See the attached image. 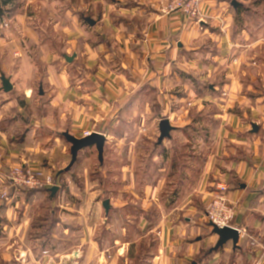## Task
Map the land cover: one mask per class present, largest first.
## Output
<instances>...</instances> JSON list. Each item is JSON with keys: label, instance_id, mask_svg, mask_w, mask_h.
I'll return each instance as SVG.
<instances>
[{"label": "crops", "instance_id": "1", "mask_svg": "<svg viewBox=\"0 0 264 264\" xmlns=\"http://www.w3.org/2000/svg\"><path fill=\"white\" fill-rule=\"evenodd\" d=\"M60 3L66 46L59 57L54 49L37 43L36 31L28 33L38 45L32 47L38 51L35 59L18 51L15 31L8 39L0 36V193L7 168L17 164L42 167L54 179L56 166L57 179L79 175L74 167L65 171L71 144L64 132L78 138L103 133L106 164L113 150L125 146L129 149L123 164L125 178L134 180V143L122 128L134 117L150 115H164L174 127L171 137L156 142L151 150L161 160L155 169L161 188L166 172L175 179L180 171V149L207 146L209 141L197 134L198 116L212 107L217 117L212 130L214 154L202 160L201 182L186 201L166 215L162 209L156 220L142 205L144 215L135 227L138 232L159 233L157 248L149 253L151 264H264V0H204L203 21L179 12L164 14L160 0ZM11 11L13 22H20L24 13L19 8ZM2 74L10 79L9 92L3 89ZM35 82L38 92L32 86ZM172 100L180 110H172ZM185 102L192 116L183 111ZM91 148L96 149L95 145L86 149ZM171 162L172 169L166 166ZM79 176L86 178L83 188L64 189L57 183L56 193L51 187L12 188L7 200L0 198V260L13 264L142 261L140 251L135 253L132 247L137 240L132 239L131 205L121 202L119 194L103 196L101 181L88 188L87 177ZM217 182L228 184V198L236 208L233 226L240 239L237 246L228 241L214 250L219 237L207 222L206 208ZM72 196L80 199L73 202ZM105 200H109L108 212ZM143 233L139 245L146 242ZM108 235L110 244H106ZM28 242L43 246L32 248Z\"/></svg>", "mask_w": 264, "mask_h": 264}, {"label": "rangeland", "instance_id": "2", "mask_svg": "<svg viewBox=\"0 0 264 264\" xmlns=\"http://www.w3.org/2000/svg\"><path fill=\"white\" fill-rule=\"evenodd\" d=\"M1 1V0H0ZM18 1V0H16ZM11 8H19L24 15L20 16L21 23L18 22V19L12 20ZM64 9V8H63ZM61 3L60 0H19L14 5L8 6L4 5L3 2H0V36H4L5 39H8L11 35V30L15 31L19 37V47L18 51L27 52V55L30 58L35 59L34 57L37 55L38 51H33L32 47L38 46L37 43L44 44L46 47L50 49H54L53 54L55 57H59L61 55L62 49H65L66 46V36L63 35L62 28H65L66 20L65 15H61ZM14 13V12H13ZM7 23V24H6ZM36 31L38 35L37 43L34 41L33 37H29L28 33ZM63 32V33H62ZM30 39L32 42H30ZM33 43V44H32ZM40 45V44H39ZM7 44L4 45L6 47ZM3 47V46H0ZM55 51V52H54ZM35 52V53H34ZM45 54V53H44ZM20 60L22 56L16 57ZM34 91L38 92L39 84L35 82L33 85ZM168 99L166 98V102ZM185 102L183 105V111L186 116H190L193 113L192 110H189L191 106ZM169 106V103H168ZM172 110L179 109L176 106L174 100L171 102ZM204 115H199V124L201 127L197 129V134L201 135V139L204 141H209L207 146H198L196 149H180L179 151V169L177 175H175V179L169 176L166 172V180L161 188H157V177L159 173L156 172V165L161 160H157L153 155L154 144L158 142V138L160 135L159 132V122L163 118H167L164 115H157L156 117L150 116H138L134 117L135 120L130 123L125 122L123 126V131L126 130L127 140L132 141L134 143L133 155L131 160L134 162L135 166L133 167V171L135 174V179L130 180L125 178V173L123 170V164L128 159V151L125 146L119 148L117 152L114 150L111 152V162L106 164L105 157L108 155L107 146L104 149L103 153V168L100 169L98 153L96 149H84L81 150L78 154L77 161L78 164L73 165L74 169H77L79 175L86 176L88 179V188L98 187L99 182L102 184L99 186L102 191V195L105 197H116L119 196L121 202H126L131 205L132 208L129 212L133 221L132 228V239H136V245L133 244V251H140L142 254V261H136L137 264H151L150 262V252H154L157 248V242L159 239V233L154 231H149L148 229L143 230L146 234V242H150L148 245L142 243V245L138 244L140 240L139 228L135 227L139 221H141L144 213L141 212L142 205L144 207H149L147 209L150 215V219H157V213L162 215H166L169 210L181 202L186 201L188 197V193H190L193 188L199 184L201 168L203 165V159H206V156L214 154V133L212 130L217 126V117H214L216 114V110L212 107L206 108ZM180 110V109H179ZM171 115V111H168V115ZM192 116V115H191ZM159 117V118H158ZM187 118V117H186ZM172 119V118H171ZM174 119V118H173ZM177 119V118H175ZM203 126V127H202ZM56 135L57 133H53ZM167 139V138H166ZM165 140V139H164ZM203 145V144H201ZM112 150V149H111ZM115 152V153H114ZM197 159L194 158V155ZM181 154V156H180ZM201 159V160H200ZM76 161V163H77ZM166 163V159L163 161ZM166 166H170L172 169V162ZM73 167L66 173H70L73 170ZM58 170V166L53 169V174L55 176V182L64 187V189L72 188H83L86 184V178H82L75 174L74 178L68 177L66 179L61 178L57 179L58 176L55 171ZM155 170V172H153ZM165 176V172H163ZM93 184V185H92ZM91 187V188H92ZM157 188V189H155ZM183 190L182 194H177L178 190ZM173 191H177L176 194H173ZM186 192V194H183ZM71 198V197H70ZM71 199L73 202L75 200L80 199V196H72ZM78 202V200H77ZM39 204V203H38ZM38 204L36 208H38ZM129 213H126L129 217ZM173 214V213H172ZM124 215L122 214V223H124ZM127 219V218H126ZM131 219V218H130ZM137 222V223H136ZM134 223H136L134 225ZM210 222H208L209 224ZM120 225V222H119ZM203 225V224H202ZM143 233V234H144ZM110 235L106 238V244H110ZM112 238V237H111ZM129 239V236L127 237ZM135 240V241H136ZM144 240V239H143ZM25 243V242H24ZM138 244V245H137ZM27 246H31L32 248L43 245H36V243H26ZM41 247H38V249ZM151 249V251H149ZM134 253V255H135ZM14 262H7L0 260V264H13ZM133 263V261H132Z\"/></svg>", "mask_w": 264, "mask_h": 264}, {"label": "built area", "instance_id": "3", "mask_svg": "<svg viewBox=\"0 0 264 264\" xmlns=\"http://www.w3.org/2000/svg\"><path fill=\"white\" fill-rule=\"evenodd\" d=\"M204 0H160L164 14L179 12L185 17L203 21ZM7 24V23H6ZM88 135L89 133H85ZM4 184L0 193L2 200H7L10 189L41 190L56 185L55 179L42 167L17 164L7 168ZM229 187L226 182H217L206 208V219L218 227H233L236 215L235 205L228 198Z\"/></svg>", "mask_w": 264, "mask_h": 264}, {"label": "water", "instance_id": "4", "mask_svg": "<svg viewBox=\"0 0 264 264\" xmlns=\"http://www.w3.org/2000/svg\"><path fill=\"white\" fill-rule=\"evenodd\" d=\"M235 6V4H234ZM89 24L94 25L95 21L91 18L86 19ZM66 59L68 61H72V57H67ZM2 83H3V89L6 92H9L12 90V85L10 83V79L6 78L5 75L2 74L1 76ZM174 129V127L171 125L168 118H163L159 122V138L158 143L160 144L164 139L171 137V131ZM253 129L256 130V126H253ZM63 136L65 139L71 144V161L69 165L66 167L65 171H69L73 165L76 163L78 154L81 150L95 145L97 152H98V158L99 161H103V153H104V146L106 142V136L103 133L98 132H92L89 135H86L82 138H78L74 135H71L69 132H64ZM58 186L51 187L50 191L52 193H56L58 190ZM104 208L108 212L109 210V200L104 201ZM209 226L212 229V233L217 235L219 237V240L216 244V246L213 248L214 250L219 249L220 247H223L228 241H232L233 245L237 246L239 239H240V233L236 228L233 227H218L212 223H209Z\"/></svg>", "mask_w": 264, "mask_h": 264}, {"label": "trees", "instance_id": "5", "mask_svg": "<svg viewBox=\"0 0 264 264\" xmlns=\"http://www.w3.org/2000/svg\"><path fill=\"white\" fill-rule=\"evenodd\" d=\"M3 2V4L7 5L9 3L15 2L16 0H1ZM44 231V230H42Z\"/></svg>", "mask_w": 264, "mask_h": 264}]
</instances>
